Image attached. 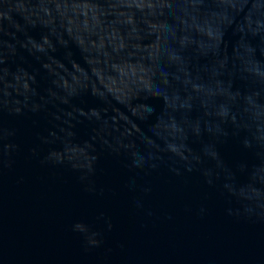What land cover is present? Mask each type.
<instances>
[{
	"label": "water",
	"instance_id": "water-1",
	"mask_svg": "<svg viewBox=\"0 0 264 264\" xmlns=\"http://www.w3.org/2000/svg\"><path fill=\"white\" fill-rule=\"evenodd\" d=\"M0 264H264V0H0Z\"/></svg>",
	"mask_w": 264,
	"mask_h": 264
}]
</instances>
